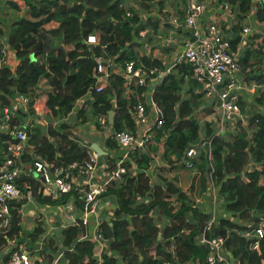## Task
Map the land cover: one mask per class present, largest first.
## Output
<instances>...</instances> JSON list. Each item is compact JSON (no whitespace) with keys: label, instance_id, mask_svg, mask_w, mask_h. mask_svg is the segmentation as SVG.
<instances>
[{"label":"trees","instance_id":"trees-1","mask_svg":"<svg viewBox=\"0 0 264 264\" xmlns=\"http://www.w3.org/2000/svg\"><path fill=\"white\" fill-rule=\"evenodd\" d=\"M156 1L160 0H139V3L147 7ZM228 1L238 9V31L242 28V20L252 8L253 0ZM10 5L17 9L27 7L38 20H17L14 23L15 30L8 37L9 46L20 63L13 74L7 68H0L1 109L12 107L18 95L33 96L39 83H44L45 87L41 88L40 93L33 96L35 104L29 108L30 116L40 112L55 119L68 117L75 103L94 87L95 58L99 57L116 63L122 73L126 64L133 60L149 69L164 71L160 61L141 56L143 46L140 32L146 28V24L140 21L125 0H12ZM128 11L133 13L132 17L127 16ZM256 18L264 23V6L257 10ZM51 22H58L59 27L46 30L45 25ZM91 35L97 39L95 46L86 44ZM239 39L236 36L232 40L234 47ZM251 39L250 47L243 53L241 66L244 74L251 75L249 81L264 85V40L261 36H253ZM59 47L63 48L57 49ZM256 67L258 69L254 71ZM249 68H253L251 73L246 72ZM192 74V68L183 64L174 73L166 75L156 86L153 99L164 112L165 125L156 132L155 139L159 140L166 135V157L175 156L178 160H183L189 147L201 140L203 132L205 141L212 142L215 177L220 182V195L226 210L257 226L261 222L259 217H264V114H255L250 118L249 125L241 126L240 132L232 140L216 136L213 125L201 126L198 115L195 114L206 107L203 114L208 115L212 113V109L211 106H205L204 94L198 93L200 86L192 78ZM125 86L126 79L122 74H112L108 87L102 92L95 89L92 91L94 100L89 104L97 121L98 116H108L114 111V123L111 125L113 130L135 134L133 107L136 99L125 97ZM185 90L189 98H184ZM139 91L138 97L142 98L144 87H140ZM256 101L260 106L264 105V96L259 95ZM244 105L241 101L243 109ZM18 114L16 121L21 122L26 115ZM16 121L13 125H18ZM47 125L46 131L44 126L35 123L23 128L29 135L26 152L33 148L36 154L59 171L74 163L80 168L73 170V173L82 171L90 158L89 148L81 146L70 132H60L54 128L50 121ZM9 140L13 139L9 135H3V141ZM108 143L110 147L117 149L115 142L109 140ZM8 158L12 156L6 152L4 144L0 143V165ZM105 160L114 166L115 162L109 158ZM22 161L28 163L32 161V157L25 153ZM132 161L134 164H126L130 173L125 175L124 181L111 185L100 197L115 196L119 205L112 224L100 225V233L109 241L108 250L102 254L103 264H120L117 257H121L124 264H194L196 261L208 264V249L197 239L210 216L197 210L193 194L192 197L181 191L178 180L164 179L166 188L151 184L146 172L150 168V160L146 154L136 151L132 155ZM133 165L137 167L135 173L132 171ZM207 165L208 160L202 155L198 168L202 174L200 181L203 191L206 186ZM252 165H263V169L250 173L249 181L246 182L243 172ZM25 183L31 186L34 197L40 203L64 205L74 197L76 209L84 208L83 196L78 191L61 195L55 200L43 197L40 179L23 177L20 180L21 187ZM202 193L201 191L200 195ZM173 195L177 198L174 199ZM23 206L24 201L10 204L12 221L7 231L0 230V251L8 245V240L13 241L21 236ZM157 211L169 220L163 224L162 229L157 226V219L153 217ZM190 211L193 212L196 223L188 220L187 214ZM247 231L246 227L224 218L213 227L209 236L225 237L226 249L233 257L238 256L242 263L264 264V239L260 251L253 250L252 241L243 235ZM64 234V264H97L95 242L80 238L85 236L84 230L71 225ZM53 245L51 242V249H54ZM170 248L175 250V254L168 252ZM9 258L6 256L4 260L7 262Z\"/></svg>","mask_w":264,"mask_h":264},{"label":"built area","instance_id":"built-area-1","mask_svg":"<svg viewBox=\"0 0 264 264\" xmlns=\"http://www.w3.org/2000/svg\"><path fill=\"white\" fill-rule=\"evenodd\" d=\"M208 0H183L184 4V19L174 17L170 23L176 27H184L188 30L190 37L182 43V50L175 57L171 66L167 71H158L156 68H147L142 63L130 61L126 64L125 71L122 74L126 79L125 97L134 96V87H144L147 91L149 86L151 98L145 103L137 95L135 96L136 104L134 105V122L135 126L142 131L141 135L133 134L129 131H114L111 134V139L116 145L124 150L122 159L115 162L114 166L107 160L101 165L97 163L98 154L94 156L90 154V158L85 162L82 172L87 174L89 181L95 179L96 183H92L86 190L81 192L82 201L84 202V212L81 220L74 221L78 227L88 225V215L97 206L101 199L113 184H120L124 181L125 175L130 173L126 166L128 161H132V155L136 151L143 152L145 148L155 141V135L158 130L163 129L165 125V116L163 110L154 101L153 95L157 85L168 74L174 73V70L180 65H189L192 68L193 79L199 84V91L202 92L206 99L214 103L215 110L219 118L220 127L216 130V136H223L226 139L229 135H238L240 127L249 125V118L242 111L241 101L243 99V91L245 89V81L241 60L243 53L250 47L251 38L256 34L264 32V23L258 21V26L253 30L250 27H244L239 34V42L236 47L233 46L230 37L225 35L222 26L219 23L211 22L207 26L200 24V18L207 10ZM264 6V0H253L252 8L248 16H256L257 10ZM222 9L231 14L232 10L229 4H224ZM128 17H132L133 13L128 11ZM140 41L142 48L151 53V46L148 43V32L142 30L140 32ZM86 44L95 46L97 39L94 35L88 37ZM264 46V44H263ZM2 58L0 59V68L6 66L8 61L5 59L6 51L3 50ZM96 68L93 77L95 85L90 88V101H93L92 91L102 92L110 85L111 74L106 68V60L103 58H95ZM248 78V77H247ZM148 80V81H147ZM254 87L263 90L262 84L253 81ZM247 88L249 85L247 84ZM40 93V91H39ZM38 93V94H39ZM32 94L18 95L13 101L12 107L6 106L0 111V143L7 147V153H10L12 158H8L0 165V230L7 231L10 228L12 217L11 207L12 202H23L33 199V189L29 184L21 187L20 180L23 179L26 172L22 168V157L27 153L26 148L29 143V135L23 128L30 125L18 127L13 125V111H22L29 113ZM79 99L77 102H79ZM89 101V102H90ZM89 103L86 102V105ZM42 116V115H41ZM98 121L101 125L107 126V116L100 115ZM6 131L7 135L13 140L3 141L2 132ZM164 135L161 137L166 139ZM205 139V138H204ZM202 139L196 144L191 145L186 152L183 165L188 169H195L200 163L202 155L208 160L206 180L211 187V197L214 204H217V199H220V193L216 184L215 167L213 164L212 142ZM15 140V142H14ZM29 152L32 157V167L30 172L35 179H40L42 187H50L55 185L60 195L69 194L76 191L73 185V170L80 168L76 163L69 165L67 168L55 169L54 166L44 160L40 155L35 153V150ZM145 154V152H143ZM101 157V156H100ZM116 167V168H114ZM135 167V165H133ZM263 165H252L247 167L243 172V178L246 182L249 181L248 175L255 170H262ZM134 170V169H132ZM199 170V169H198ZM247 174V175H246ZM36 175V176H35ZM152 184V183H151ZM44 191V190H43ZM68 213L76 211V207L72 204L65 206ZM218 224V213L214 209L206 223L204 229L200 233L199 242L208 249L207 263L208 264H234L232 254L226 249V238L222 236L210 237L213 227ZM94 235L96 244L95 257L97 264H103L102 254L109 248V241L100 233V225L98 224ZM87 238V235L81 239ZM251 239V238H250ZM264 239V218L260 224L254 228V237L251 239V247L253 250L260 251L261 242ZM0 264H46L40 257H33L29 249L24 245H19V248L12 252L10 259L7 262ZM58 264V261L52 263Z\"/></svg>","mask_w":264,"mask_h":264},{"label":"crops","instance_id":"crops-1","mask_svg":"<svg viewBox=\"0 0 264 264\" xmlns=\"http://www.w3.org/2000/svg\"><path fill=\"white\" fill-rule=\"evenodd\" d=\"M11 1L12 0H0V48L2 52L3 50L7 52L5 59H7L8 63L3 67L10 70L13 74L16 72L20 63V59H18L14 50L11 49L8 43L9 35H11L15 30L14 23L21 18H27L30 20L38 19L34 18L31 12L28 11L27 7L25 6L22 9L12 7L10 5ZM125 1L139 16L140 21L143 24H146V28L144 30L148 32V43L152 50L151 53H149L142 48V50H140L141 56L144 55L154 60L160 61L163 64V70L167 71L175 57L182 50L183 41L189 39L190 37L188 30H186L184 27L176 28L170 23L174 17H180L181 19H184L185 12L183 0H160L150 3L147 7H143L141 3H139V0ZM207 3V10L200 18V24L204 27L211 22L219 23L222 26L225 35L230 37L231 40L235 39L236 36H239L244 27H250L254 30L258 26V20L256 16L254 17L247 15V17L242 20V28L237 31L236 26L240 19V15L236 5L231 4V2L228 0H208ZM224 4L230 5L232 10L231 14L222 9ZM154 25H156V27ZM57 27H59L58 22H51L45 25L46 30L55 29ZM255 36H261L264 40V32L258 35L256 34ZM55 45H58V42H55ZM2 57L3 56H1L0 59ZM106 68L110 71L111 75H119L122 71L120 66H117L116 63L111 60L106 61ZM252 69L253 68H249L246 70V72L251 73L250 71H252ZM256 69H258V67L254 68V71ZM243 76L246 78L245 83H247L243 91L242 102L245 105L244 109L242 108V111L246 113L250 119L255 114H264V105L260 106L256 101L259 95L264 96V89L257 91V89L254 87L255 84L253 81L248 80L251 79V75L244 74ZM247 84L249 85V88H247ZM44 87V83H39V85L34 89L33 96L35 97L38 95L39 91H41V88ZM150 88L151 85L147 91L144 89V91L141 93V100L145 103L149 102L151 98ZM133 89L135 95L128 96L127 98H134L136 95L139 96L138 92H140V87L135 86ZM186 93L187 90H185L184 98H189ZM198 93L202 92L198 91ZM89 101V96L86 95L85 97L81 98L79 102L75 103L74 109L72 113L68 115V117L58 119L44 116L40 112L35 116H30L29 113L26 114L15 109L13 111L14 122L17 120V116L19 115L18 113H22L26 115V118L24 117L21 122L16 121L18 124L16 126L22 127L28 123L32 125L35 123L36 125L44 126L46 131L48 126L47 124L50 121L54 128L60 132H70L71 136L76 139L81 146L89 148L90 154H93L94 156L96 155V152H94V150L91 148L94 144L99 146L105 153H107L106 156H98L97 163L99 165L105 162V158H109L113 162L117 163L122 159L124 150L120 149L118 146L117 149L112 148L108 143L109 140L112 141L111 134L114 132V130L111 125L114 123V120L113 123H110L108 115V125H101L99 121L96 120L97 117L93 115L90 104L86 105V102L89 103ZM205 106H211L212 113L208 115L203 114V110L206 107L196 111L198 116H203V120L198 118L200 125L205 126L206 124H211L216 131L220 125L214 103L211 100L205 98ZM61 127H63V130H61ZM141 133L142 131H139V129L136 127L135 134L141 135ZM2 135H7V132L3 131ZM229 136V140H232L236 137L235 135ZM143 152H145L146 156H148L150 160V168L146 172L153 185H161L163 188H166L164 179L167 181H173L175 179L178 180V185L181 191H184L191 196L193 194L194 197H192L196 201V204L194 205L198 211L205 215L211 216L213 210L216 209L218 213V222L224 218H227L237 225L246 227L248 229L247 232L243 233V235L248 240L254 237V228L256 226L254 222L241 220L238 218V216H234L233 214L229 213L226 210V206L222 201L221 195L219 204H214L210 194L211 189L208 185V182H206L205 190L203 191L202 182L200 181L202 176L201 173L188 170V168L183 165L182 160H178V158L175 156L166 157L165 140L162 138H159V140L155 139V141L145 148V151ZM27 154L29 155V152H27ZM168 158H170V160ZM128 162L134 164V161ZM32 163L33 162L30 161L28 163L23 162L22 164V168L26 172L24 175L26 178H34L30 172ZM136 168V166L132 168L134 169L132 170L134 173L137 170ZM96 182H98L97 179L89 181L87 174H84L81 170H77L74 173L73 185L78 192H83L88 186ZM216 184L220 193V182L216 180ZM24 185H22L23 188ZM43 190V197H52L53 199L57 200L61 196L55 185H51L50 187L45 186L43 187ZM201 191L203 192L202 195H200ZM195 193L197 194L194 195ZM173 198L175 199L177 196L173 195ZM210 199L212 202H209ZM68 204H72L76 207L74 197H72L69 202L64 205L43 204L38 202L35 197H33L31 200L24 201V206L21 209L23 227L21 236L13 241L8 240V245L0 251V262H6L4 260L6 256L11 257L12 252L17 250L19 245H24L29 249L33 257H40V259L46 264H52L56 261H58V264H64V256H62L65 239L64 231L68 226L75 225L74 221L81 220L84 212V208H81L76 209L75 212L70 214L65 208V206ZM118 208L119 205L117 204V199L115 196L101 198L94 210L88 215V225L78 227L85 231L87 238L84 239H90L94 241V235L96 229L99 226L98 224H112L115 212ZM187 216L189 221L196 223L193 212L190 211ZM123 217H127V215H123ZM153 217L157 219V226L161 229L163 228V224L169 222V220H167L164 215L159 214L158 211L153 214ZM259 218L262 220L264 217ZM37 234H39L38 237H36ZM51 242L54 243V249H51L52 247H50ZM168 252L175 254V250L173 248H170ZM117 258L120 264H124L121 261V257ZM238 258V256L233 257L232 260L234 264H245L242 263ZM184 264H192V262H187ZM194 264H200V262L196 261Z\"/></svg>","mask_w":264,"mask_h":264},{"label":"water","instance_id":"water-1","mask_svg":"<svg viewBox=\"0 0 264 264\" xmlns=\"http://www.w3.org/2000/svg\"><path fill=\"white\" fill-rule=\"evenodd\" d=\"M63 47H59V48H57V49H62ZM148 81V80H147ZM34 101H32L31 102V106L32 105H34ZM197 112H195V114H196ZM113 120H114V111H111L110 112V114H109V121H110V123H113ZM93 150H94V152H96L99 156H106L107 155V153H105L99 146H97V145H92V147H91ZM5 150H6V152H7V147L5 146ZM69 224H71V223H69Z\"/></svg>","mask_w":264,"mask_h":264},{"label":"rangeland","instance_id":"rangeland-1","mask_svg":"<svg viewBox=\"0 0 264 264\" xmlns=\"http://www.w3.org/2000/svg\"><path fill=\"white\" fill-rule=\"evenodd\" d=\"M198 118H200L201 120H203V116L202 115H199L198 116ZM202 139H204L205 138V134L202 132ZM205 140V139H204ZM197 144V143H196ZM196 144H193V145H196ZM199 168H198V166L197 167H195V169L193 170V169H188V170H191V171H195L196 173H201L199 170H198ZM206 182H207V180H206ZM211 188V187H210ZM197 193H195L194 195H196ZM211 194V193H210ZM219 198L217 199V204H219ZM209 202H212L211 201V199L209 200Z\"/></svg>","mask_w":264,"mask_h":264}]
</instances>
